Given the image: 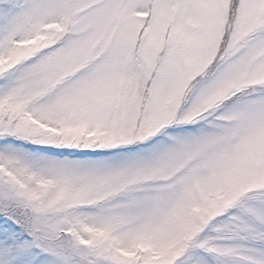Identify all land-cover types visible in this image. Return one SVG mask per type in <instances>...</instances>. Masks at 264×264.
I'll list each match as a JSON object with an SVG mask.
<instances>
[{"label":"snow or ice","instance_id":"obj_1","mask_svg":"<svg viewBox=\"0 0 264 264\" xmlns=\"http://www.w3.org/2000/svg\"><path fill=\"white\" fill-rule=\"evenodd\" d=\"M0 264H264V0H0Z\"/></svg>","mask_w":264,"mask_h":264}]
</instances>
